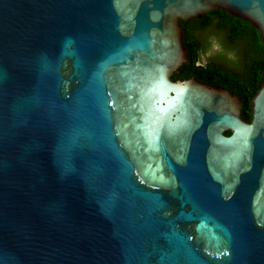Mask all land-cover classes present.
<instances>
[{
    "label": "water",
    "instance_id": "95a60500",
    "mask_svg": "<svg viewBox=\"0 0 264 264\" xmlns=\"http://www.w3.org/2000/svg\"><path fill=\"white\" fill-rule=\"evenodd\" d=\"M217 9L264 43V0H0V264H264V79H172Z\"/></svg>",
    "mask_w": 264,
    "mask_h": 264
},
{
    "label": "trees",
    "instance_id": "16d2710c",
    "mask_svg": "<svg viewBox=\"0 0 264 264\" xmlns=\"http://www.w3.org/2000/svg\"><path fill=\"white\" fill-rule=\"evenodd\" d=\"M180 24L189 59L173 73L172 79L197 77L231 90L241 97L242 115L250 121L252 98L264 79V43L260 30L221 9L206 12L201 18L181 19ZM212 41L232 50L234 56L228 57L226 64L217 61L224 60L222 55L216 56L217 60L202 59L205 45Z\"/></svg>",
    "mask_w": 264,
    "mask_h": 264
},
{
    "label": "flooded vegetation",
    "instance_id": "af4514ba",
    "mask_svg": "<svg viewBox=\"0 0 264 264\" xmlns=\"http://www.w3.org/2000/svg\"><path fill=\"white\" fill-rule=\"evenodd\" d=\"M221 55L224 56V60L222 59L217 60L216 56H221ZM233 56L234 54L232 50H228L227 48L223 46V44H220L217 41H214V42L212 41L210 44H207V46L205 45V55L202 59L203 60H205V58L215 59L220 63H225L228 57H233Z\"/></svg>",
    "mask_w": 264,
    "mask_h": 264
}]
</instances>
